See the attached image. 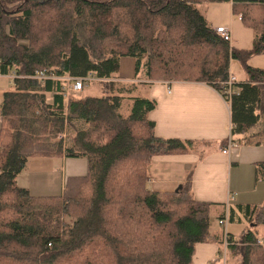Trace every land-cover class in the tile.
<instances>
[{
  "label": "trees",
  "instance_id": "16d2710c",
  "mask_svg": "<svg viewBox=\"0 0 264 264\" xmlns=\"http://www.w3.org/2000/svg\"><path fill=\"white\" fill-rule=\"evenodd\" d=\"M206 3L231 4L254 32L250 50L210 24L197 7ZM261 54L264 0H0V75H16L0 101V264H192L197 245L225 239L239 264H264V204L197 201L191 175L173 193L149 187L153 157L198 143L158 138L156 102L140 94L156 80L204 83L230 101L232 141L251 144L264 139V70L246 62ZM125 57L138 80L129 85L115 81ZM235 59L248 78L230 88ZM90 74L100 80L67 101L65 78ZM66 130L67 146L57 139ZM60 157L87 160L63 195L18 185L31 159ZM227 214L249 223L239 237L219 224Z\"/></svg>",
  "mask_w": 264,
  "mask_h": 264
},
{
  "label": "crops",
  "instance_id": "0c3cea01",
  "mask_svg": "<svg viewBox=\"0 0 264 264\" xmlns=\"http://www.w3.org/2000/svg\"><path fill=\"white\" fill-rule=\"evenodd\" d=\"M238 21L242 22L240 17ZM239 22L233 20L230 28L220 24L212 26L215 29L227 28L231 44L234 38L239 43L235 32ZM259 56L263 60L252 63V59L250 64L264 70V54ZM10 77L0 75V100L12 87ZM143 93L156 102L149 119L156 125L158 138L192 140L208 146L206 153L201 155L188 153L153 157L148 168L149 187L153 191L173 193L191 175L193 195L197 201L226 205L227 210L264 204V180L256 176L258 163L264 161V139L247 144L241 141L242 136L235 137L234 147L225 153L232 135L231 112L218 91L204 83L171 82L167 86L158 82ZM1 127L0 123V131ZM86 173L87 160L83 158H36L29 161L27 169L18 178V185L37 197L59 196L63 195L69 178L82 177ZM54 185L59 190L57 193L52 192ZM221 250L214 243L199 244L192 264H216L218 260L215 259Z\"/></svg>",
  "mask_w": 264,
  "mask_h": 264
},
{
  "label": "rangeland",
  "instance_id": "374dc122",
  "mask_svg": "<svg viewBox=\"0 0 264 264\" xmlns=\"http://www.w3.org/2000/svg\"><path fill=\"white\" fill-rule=\"evenodd\" d=\"M197 7L200 9L201 12L204 13V15H206V17H207V19L211 25L218 26L220 24V25H225V26L230 28L233 20L235 22H239L238 21L239 16L232 13L231 4H229V3H206V4L198 5ZM235 32H236V37L239 40V43L237 41H235V38H234V42L231 44V46H233L236 50H239V51L250 50L253 46V41H254V39L252 41V36L254 35L252 29H249V27L245 26L243 22H239V25L236 28ZM229 34H230V32H229ZM254 38H255V35H254ZM229 42L231 43V37H230ZM251 60L253 63V62H255V60H259V61L263 60V57L256 55V56H253L250 60H247L246 63L250 66H251V64H250ZM231 73H233V75L236 76L239 83L247 80V78H248L247 73H246L245 63L241 59H235L232 61ZM134 75H135L134 59L130 58V57L123 58L121 61V66H120V76L121 77L118 79H115V81L119 82L121 84H124V85H129L131 83H134V81H138V80L134 79ZM139 82H140V80H139ZM139 82H137V83H139ZM154 82L166 83V82H172V81L156 80ZM95 83H97V82L94 81L93 85ZM140 92H141L140 94H142V96L143 95L145 96L146 93H143L142 91H140ZM79 94H81V93H79ZM222 97H223V95H222ZM67 101H69V99ZM229 107H230V104H229ZM0 123H1V115H0ZM65 132H66L67 138H66V140H64L65 141L64 143L67 146V145H69V142L70 141L72 142V140H73V133H71L70 130H66ZM207 149H208L207 145L203 146V145L198 144L196 147V152H194V153H198V154H201L203 152L206 153ZM53 187H55V189L52 192L57 193L59 191L57 188V185H54ZM239 217H240V215H239ZM240 218H241V221L236 217V221L234 223L228 224L229 232L234 234L235 237H239L241 235V233L243 232V230L246 227H248V225H249V223L246 221V218L244 217L243 214L241 215ZM258 231L260 234H263V227L260 226L258 228ZM223 248H225V247L223 246ZM225 258H226V261H224ZM215 260H218L216 262V264H239L238 258H236V259L231 258L230 255L227 256V254L226 255L223 254L222 250H221L220 254L216 257Z\"/></svg>",
  "mask_w": 264,
  "mask_h": 264
},
{
  "label": "built area",
  "instance_id": "2783aa9c",
  "mask_svg": "<svg viewBox=\"0 0 264 264\" xmlns=\"http://www.w3.org/2000/svg\"><path fill=\"white\" fill-rule=\"evenodd\" d=\"M217 31L227 40L230 41V34L229 31L224 28V27H219L217 28ZM16 75L13 74L11 75L12 78H14ZM53 78H56L54 75H51ZM51 76H45V74L43 72H38L36 74V78L41 79V80H45L47 78H51ZM100 80L99 78H97V76L95 75H89L86 76L84 78H78V79H74L71 77H66L65 78V93H64V97L66 100H68L72 95H77L79 93H81L85 86H87L88 84ZM236 83V78L231 76L230 80L228 81V85L231 88L233 84ZM165 85L170 86L171 82H166ZM171 93V91H169ZM234 93V91L227 89L226 91L223 92V94L227 95L228 98H230L232 96V94ZM225 98V97H224ZM226 102L228 103V105L230 104V101L227 100L225 98ZM231 130H232V124H231ZM67 135L66 132L60 133L57 137L58 140H66ZM234 147V142L232 141V135H230L229 139H228V145L227 148L225 149V153L229 152L230 149ZM219 224L223 225L225 227V232L227 234L228 231V224H229V219H228V214L226 216V218L222 221L219 222ZM227 246H228V240L225 239V243H224V247L223 248V254H227Z\"/></svg>",
  "mask_w": 264,
  "mask_h": 264
}]
</instances>
